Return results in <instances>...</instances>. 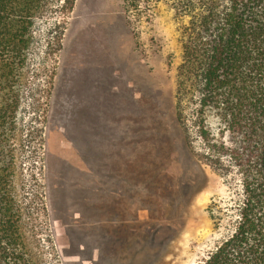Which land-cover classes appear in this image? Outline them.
<instances>
[{
  "label": "rangeland",
  "instance_id": "rangeland-1",
  "mask_svg": "<svg viewBox=\"0 0 264 264\" xmlns=\"http://www.w3.org/2000/svg\"><path fill=\"white\" fill-rule=\"evenodd\" d=\"M131 1L37 19L17 150L37 264H200L233 231L240 174L176 116L186 19Z\"/></svg>",
  "mask_w": 264,
  "mask_h": 264
},
{
  "label": "trees",
  "instance_id": "trees-1",
  "mask_svg": "<svg viewBox=\"0 0 264 264\" xmlns=\"http://www.w3.org/2000/svg\"><path fill=\"white\" fill-rule=\"evenodd\" d=\"M50 1L0 0V264H37L17 150L34 28ZM153 1L186 19L176 116H190L215 162L228 159L241 177L233 231L200 264H264V0Z\"/></svg>",
  "mask_w": 264,
  "mask_h": 264
}]
</instances>
